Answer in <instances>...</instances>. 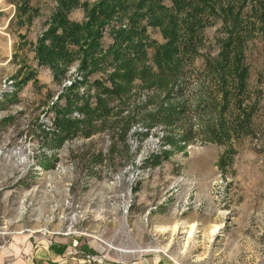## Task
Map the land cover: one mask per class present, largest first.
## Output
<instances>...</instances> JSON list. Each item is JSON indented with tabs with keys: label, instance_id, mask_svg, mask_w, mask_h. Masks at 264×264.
Returning <instances> with one entry per match:
<instances>
[{
	"label": "rangeland",
	"instance_id": "1",
	"mask_svg": "<svg viewBox=\"0 0 264 264\" xmlns=\"http://www.w3.org/2000/svg\"><path fill=\"white\" fill-rule=\"evenodd\" d=\"M11 1L0 0V264H264V39L245 50L249 93L241 106L252 108L245 134L207 141L209 113L196 110L167 128L146 131L136 122L122 133L108 127L61 140L53 121L65 90L75 86L72 93L93 106V81L104 82L106 73L85 76L74 57L57 65L63 72L54 78L34 52L54 0H29L38 13L20 17ZM68 19L82 21L81 8ZM217 29L204 30L202 54H216ZM146 35L162 42L156 29ZM201 66L197 57L190 69ZM197 88L188 84L187 105ZM115 105L109 98L108 107ZM224 115L230 122L238 113L229 107ZM67 117L81 116L72 110ZM164 130L172 145L161 139ZM185 132L190 137L180 141Z\"/></svg>",
	"mask_w": 264,
	"mask_h": 264
},
{
	"label": "trees",
	"instance_id": "2",
	"mask_svg": "<svg viewBox=\"0 0 264 264\" xmlns=\"http://www.w3.org/2000/svg\"><path fill=\"white\" fill-rule=\"evenodd\" d=\"M12 2L19 17L28 10L33 15L38 13L29 6V0H21V5L17 0ZM54 3L47 29L34 45L38 63L50 69L54 78L63 72L57 65H66L74 57L85 76L106 73L104 82L93 81V106L83 95L72 93L75 86L65 90L64 105L56 110L53 121L61 140L77 135L88 138L108 127L118 128L122 133L136 122L146 131L156 125L167 128L188 120L189 113L196 110L198 115L209 113L207 141L223 142L230 133L249 131L248 114L252 108L241 106L249 93L245 50L248 42L258 36L264 39V0H96L90 4L54 0ZM76 7L83 12L80 22L68 19ZM31 19L28 17L29 22ZM213 25H218L213 41L216 54H202L203 32ZM148 27L158 31L161 43L148 39ZM104 29L109 30L111 41L106 49L100 42ZM147 48H152L150 57ZM197 57L202 59L201 69L191 71ZM190 82L198 88L194 91L195 104L187 105L184 93ZM109 98L116 101L115 106L108 107ZM147 106L149 110L145 109ZM229 107L238 113L230 122L224 119ZM113 109L112 115L118 119L109 122ZM72 110L81 117H67ZM189 137L185 132L180 141ZM161 139L166 144L173 143L172 134L165 130ZM160 155L165 153L148 158L154 162Z\"/></svg>",
	"mask_w": 264,
	"mask_h": 264
},
{
	"label": "bare ground",
	"instance_id": "3",
	"mask_svg": "<svg viewBox=\"0 0 264 264\" xmlns=\"http://www.w3.org/2000/svg\"><path fill=\"white\" fill-rule=\"evenodd\" d=\"M217 228V227H216ZM214 228L212 230V232L216 229ZM183 229H186V231L184 230V233H185V238L187 239L189 236L193 235L194 233V226L193 225H190V226H184ZM211 232V233H212Z\"/></svg>",
	"mask_w": 264,
	"mask_h": 264
},
{
	"label": "built area",
	"instance_id": "4",
	"mask_svg": "<svg viewBox=\"0 0 264 264\" xmlns=\"http://www.w3.org/2000/svg\"><path fill=\"white\" fill-rule=\"evenodd\" d=\"M12 84V81H10V80H3V85H2V87L3 88H8L10 85ZM69 86V82H66L65 84H64V86Z\"/></svg>",
	"mask_w": 264,
	"mask_h": 264
},
{
	"label": "crops",
	"instance_id": "5",
	"mask_svg": "<svg viewBox=\"0 0 264 264\" xmlns=\"http://www.w3.org/2000/svg\"><path fill=\"white\" fill-rule=\"evenodd\" d=\"M11 4H14L12 1H11ZM16 8V7H15ZM18 14V13H17ZM17 20L19 21V25L21 24L20 22H21V18H17ZM20 26H23V25H20Z\"/></svg>",
	"mask_w": 264,
	"mask_h": 264
}]
</instances>
